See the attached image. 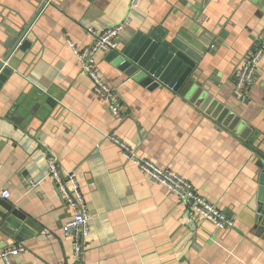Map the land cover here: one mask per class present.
<instances>
[{"label": "crops", "instance_id": "0c3cea01", "mask_svg": "<svg viewBox=\"0 0 264 264\" xmlns=\"http://www.w3.org/2000/svg\"><path fill=\"white\" fill-rule=\"evenodd\" d=\"M43 2L0 0V64L10 50V27L24 28ZM126 18L118 47L159 27L171 38L212 45L175 90L141 85L118 68L115 51H99L97 68L120 94L125 118L118 123L68 40L89 46V27L102 31ZM263 31L264 0H50L27 34L30 46L5 62L12 73L0 84V187L11 191L0 203L25 218L16 229L0 217V264L9 244L25 248L16 264L73 262V241L62 231L72 211L47 173L46 150L76 172L91 216L81 264H264V231L254 225L257 162L264 158V57L248 95L238 97L233 88L235 70ZM190 85L206 87L204 97L229 108L239 120L234 128L192 102ZM113 131L140 156L186 177L235 227L216 231L191 216L123 156L106 137Z\"/></svg>", "mask_w": 264, "mask_h": 264}, {"label": "built area", "instance_id": "2783aa9c", "mask_svg": "<svg viewBox=\"0 0 264 264\" xmlns=\"http://www.w3.org/2000/svg\"><path fill=\"white\" fill-rule=\"evenodd\" d=\"M139 0H131L132 4H137ZM129 18L99 31L89 27V32L93 36L91 45L78 48L76 44L68 40L69 46L74 50L78 59L82 63L83 70L93 81V91L99 95L105 102L107 108L120 123L124 120L125 114L122 109L120 94L117 89L110 84L99 72L96 62V54L99 51H113L118 48L117 37L128 24ZM264 57V31L257 39L255 48L247 54L242 63L235 70L233 88L234 94L245 98L249 90L254 85L256 74L259 71L260 63ZM170 89H177V83L169 86ZM121 150L123 156L135 163L146 174L152 184H162L166 186L172 196L178 202L185 204L191 216H199L202 219L209 220L216 228V231L229 230L235 227V220L227 212L220 209L216 204L210 202L204 196L200 195L194 185L183 175L178 174L168 168L156 164L147 157L140 156L135 148L124 141L114 131L106 135ZM48 162V175L55 181L58 190L72 211L71 218L62 227L63 233L71 237L73 241V262L69 263L66 259L61 260L59 264H81L86 253L89 242L91 216L87 207L84 194L81 190L77 174L74 170L63 169L60 166L58 157L47 151L45 152ZM31 185L35 182L31 180ZM11 191L8 188L0 187V199L8 200ZM44 233L51 236L49 230ZM25 250L22 245H6L1 250V257L6 264H16L15 257Z\"/></svg>", "mask_w": 264, "mask_h": 264}, {"label": "water", "instance_id": "95a60500", "mask_svg": "<svg viewBox=\"0 0 264 264\" xmlns=\"http://www.w3.org/2000/svg\"><path fill=\"white\" fill-rule=\"evenodd\" d=\"M49 1L44 0L35 16L24 28L18 24L10 27L7 42L10 50L4 62L0 64V84L12 73V69L5 65V62L17 50H26L30 46L31 42L27 39V34ZM211 45V40H202V45H199L195 42V38L184 39L180 35L171 38L168 30L159 27L150 35L139 32L127 44L112 52L115 51L114 58L117 59V66L120 70L137 80L141 85L153 89L161 84L171 86L177 83L178 86V82H181V85H183L188 77H193L194 69ZM189 90L192 93L191 101L194 103L200 102L201 109L208 111L214 119L228 126L232 123L231 128H234L233 125L239 122L229 108H226L222 103H213L211 96L204 97L206 87L190 85ZM250 127L247 126L242 131V138H247L250 129H252ZM257 166L260 172L258 175L254 225L257 231H264V158L258 160ZM0 205L3 208L0 211L1 219L16 229H22L21 222L18 220H25L24 216L10 204L0 203ZM17 237L19 238V236Z\"/></svg>", "mask_w": 264, "mask_h": 264}, {"label": "trees", "instance_id": "16d2710c", "mask_svg": "<svg viewBox=\"0 0 264 264\" xmlns=\"http://www.w3.org/2000/svg\"><path fill=\"white\" fill-rule=\"evenodd\" d=\"M181 87V82H178L177 88L179 89Z\"/></svg>", "mask_w": 264, "mask_h": 264}]
</instances>
